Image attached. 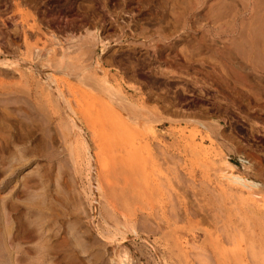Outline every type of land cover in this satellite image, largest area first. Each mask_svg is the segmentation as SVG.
<instances>
[{"label": "rangeland", "instance_id": "obj_1", "mask_svg": "<svg viewBox=\"0 0 264 264\" xmlns=\"http://www.w3.org/2000/svg\"><path fill=\"white\" fill-rule=\"evenodd\" d=\"M125 257L264 264V0H0V264Z\"/></svg>", "mask_w": 264, "mask_h": 264}, {"label": "bare ground", "instance_id": "obj_2", "mask_svg": "<svg viewBox=\"0 0 264 264\" xmlns=\"http://www.w3.org/2000/svg\"><path fill=\"white\" fill-rule=\"evenodd\" d=\"M95 33V37L93 38V36L91 37H88L90 34H91V31H87V36L86 35H79V36H76V35H73V34H69V36L67 37V39H66V42L65 43H67V44H71V46H70V48H72L73 47V50L72 51H74V49H76L77 48V46H78V44H80V41L82 40V39H84V38H88V41L91 43V42H93V44H97L96 43V41L99 43V41L103 44H101L102 46H107L106 44H107V41L106 40H104V39H102L101 38V35H100V33H99V30L97 29V31L96 32H94ZM93 33V34H94ZM49 40H50V42H51V44L54 46V47H52V51H56V49H57V46H61V47H63L62 46V44L63 45H65L64 43H62V41L59 39V36L56 34V33H54V32H52L51 31V33H50V35H49ZM83 43H81V45H82ZM86 45V44H85ZM44 46V45H43ZM91 46H92V43H91ZM94 46V45H93ZM83 47H84V45H83ZM39 48V47H38ZM64 48V47H63ZM65 49H67V47H65L64 48V50ZM66 51V50H65ZM34 57L35 58H37V60L39 61V59H41V58H43V53H41V52H39V50L38 49H36L35 51H34ZM3 59V58H2ZM3 60H5V58L3 59ZM2 61V60H1ZM11 61V60H10ZM16 62V61H15ZM48 62H50V61H48ZM33 63V62H32ZM81 63V62H80ZM95 63H96V65L98 66L100 63H101V60H100V58H99V56H97L96 57V59H95ZM16 64H17V62H16ZM36 65V64H35ZM62 65V64H61ZM63 65H65V64H63ZM66 67H67V65H65ZM96 67V66H95ZM64 68V67H63ZM36 70H37V68H36ZM61 71V70H60ZM86 71V70H85ZM97 71H98V69H97ZM83 72V71H82ZM95 72V71H94ZM40 73V72H39ZM41 74V73H40ZM42 74H44V73H42ZM80 74V73H79ZM78 74V75H79ZM46 75H48V74H46ZM81 75V74H80ZM79 75V76H80ZM85 75V76H84ZM84 75H81L82 77L79 79L80 81L81 80H84V77L86 78L84 81H85V83L86 84H88V85H91L92 86V88H94L96 91H97V93H100V94H103L102 96L103 97H105L104 95H109L112 99H113V101L112 102H114L115 100H114V98L117 100V101H119L120 103H122V98H118V96H117V94H115L114 92H113V88H115L113 85H111L107 80H105V81H103L104 82V84H102L101 83V85L99 84V78L98 77H93V76H91V75H89V74H84ZM78 76V77H79ZM84 76V77H83ZM89 77V78H87V77ZM105 77H107L106 75H104ZM46 77V76H45ZM76 77H77V75H76ZM105 77H103V78H105ZM49 79H50V77H48ZM47 78V79H48ZM98 78V79H97ZM77 79V78H76ZM45 80V79H44ZM51 80V79H50ZM101 80H103V79H101ZM79 81V82H80ZM54 82V81H53ZM53 82H51V81H49L48 83H53ZM106 84V86H104ZM103 85V86H102ZM49 86V85H48ZM131 86H132V84H131ZM116 89V88H115ZM136 89V88H135ZM58 90V89H57ZM60 90V89H59ZM58 90V91H59ZM142 90V89H141ZM120 91V90H119ZM118 91V92H119ZM139 91V90H138ZM60 92H61V95L62 96H60V98L61 99H63L64 101H67V99L64 97V95L62 94L63 92L60 90ZM60 92L58 93L59 95H60ZM109 92H111L110 94H109ZM143 94V93H142ZM99 95V94H98ZM122 96V95H121ZM68 102V101H67ZM124 102V101H123ZM114 104H115V102H114ZM69 105H71L70 103H69ZM68 105V106H69ZM72 106V105H71ZM117 106V105H116ZM73 107V106H72ZM70 109H72V108H70ZM69 109V110H70ZM120 111V110H119ZM124 111V110H123ZM74 112V111H73ZM75 113V112H74ZM120 113H122V111L120 112ZM125 113V112H124ZM124 115V114H123ZM135 115H136V113H135ZM135 115H134V117H135ZM126 116V115H125ZM139 116H141V115H139ZM120 117V116H119ZM136 118V117H135ZM139 119V118H138ZM141 119H143V118H141ZM123 120V119H122ZM172 120V119H171ZM137 121V120H136ZM142 121V122H141ZM140 121V119L138 120V122L137 123H139V126L140 127H142V128H146V129H148V130H152L151 129V127H152V123H150V122H147V121H145V120H141ZM195 122H202V121H200V120H194ZM127 122V121H126ZM141 122V123H140ZM143 125V126H142ZM232 178H234V180H236V181H240V182H242L243 181V179L240 177V176H237V175H232ZM245 182V181H244ZM126 255H128V254H126ZM129 256V255H128ZM126 258V257H125ZM124 258V260L126 261V264H128L127 263V260L129 259V257H127L126 259ZM121 259H123V258H121ZM125 261H122L123 263H125ZM82 264H84L83 262H82ZM113 264H121L120 262H114Z\"/></svg>", "mask_w": 264, "mask_h": 264}]
</instances>
